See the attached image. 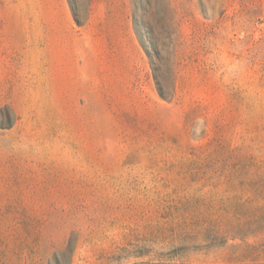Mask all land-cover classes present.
<instances>
[{
  "label": "rangeland",
  "instance_id": "rangeland-1",
  "mask_svg": "<svg viewBox=\"0 0 264 264\" xmlns=\"http://www.w3.org/2000/svg\"><path fill=\"white\" fill-rule=\"evenodd\" d=\"M0 264H264V0H0Z\"/></svg>",
  "mask_w": 264,
  "mask_h": 264
},
{
  "label": "trees",
  "instance_id": "trees-1",
  "mask_svg": "<svg viewBox=\"0 0 264 264\" xmlns=\"http://www.w3.org/2000/svg\"><path fill=\"white\" fill-rule=\"evenodd\" d=\"M163 97H166V96H164V94H161Z\"/></svg>",
  "mask_w": 264,
  "mask_h": 264
}]
</instances>
